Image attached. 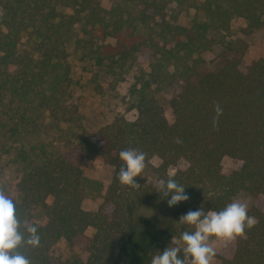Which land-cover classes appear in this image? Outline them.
Segmentation results:
<instances>
[{
	"label": "trees",
	"instance_id": "16d2710c",
	"mask_svg": "<svg viewBox=\"0 0 264 264\" xmlns=\"http://www.w3.org/2000/svg\"><path fill=\"white\" fill-rule=\"evenodd\" d=\"M187 8L195 14L180 23ZM235 17L246 21L247 32L264 29V0H0V159L9 157L18 172L10 197L19 218L38 227L40 245L21 248L32 264H115L120 258L150 264L190 227L179 222L189 210L220 211L242 191L264 195V58L246 70L237 57L201 70L218 40L231 51L244 50L240 40L220 36ZM142 53L150 56L147 67ZM72 59L115 81L136 68L128 88L136 118L119 114L92 136L84 133L71 99ZM168 88L173 122L158 96ZM216 103L223 109L218 129ZM129 148L147 157L135 189L119 182V153ZM93 154L114 170L98 209L87 210L80 159ZM226 155L233 166L222 163ZM153 157L161 160L157 166ZM170 176L190 197L172 207L161 185ZM135 201L167 214L145 259L136 249L125 251ZM37 208L44 223L34 217ZM248 214L257 219L255 227L229 241L216 255L218 264H264V209L252 206ZM60 241L65 258L57 253Z\"/></svg>",
	"mask_w": 264,
	"mask_h": 264
},
{
	"label": "rangeland",
	"instance_id": "374dc122",
	"mask_svg": "<svg viewBox=\"0 0 264 264\" xmlns=\"http://www.w3.org/2000/svg\"><path fill=\"white\" fill-rule=\"evenodd\" d=\"M100 1L103 5H110L114 0ZM194 14V8L183 9L179 13L178 21L188 24ZM220 36L225 40H240L245 45L244 50L242 52L231 51L225 48L220 40H218L212 49L205 52L206 62L201 68L202 71L217 70L226 60L232 57H237L239 59V68L246 70L253 61L264 58V29H253L247 32L246 21L235 17L232 19L230 30L221 32ZM108 41L112 42L114 38H109ZM140 59L142 64L147 67L150 56L147 53H142ZM85 65L81 61L72 59L73 95L71 99L78 104L82 115L84 133L92 136L101 126L111 122L119 114H123L128 119L136 118V110L130 108L128 98V88L133 81L136 68H132L125 73L123 79L115 81L103 69ZM171 95L172 90L169 88L161 90L158 94L163 104L164 114L169 122H173L174 120L173 109L169 102ZM160 161L158 157H153L152 159L155 166ZM80 163L84 173V185L87 190L83 200V207L87 210H96L103 200L107 186L111 183L114 166L107 163L99 154H93L91 157L83 156L80 159ZM222 163L225 166H233L232 159L227 155L222 158ZM0 164V184L5 187L9 196L15 195V184L18 179L15 163L9 160V157L4 156L3 159H0ZM149 178L151 181L153 180V177ZM235 198L245 202L248 205V209L252 206L264 209V195L256 199L249 193L242 191ZM33 212L37 221L41 223L46 221V215L40 208L35 209ZM164 214L167 215L165 212L154 211L145 207L137 201L131 205L130 236L125 247L126 253L136 249L143 259L148 256L156 242L157 235L155 236V233L161 232L167 224ZM193 230V228L191 230V227L180 229L179 234L173 236L176 238L175 244H170V246L183 248V242L180 240L181 233ZM93 232V228L87 229L88 235H92ZM173 237L170 243H172ZM228 242L214 240L213 245L217 253L222 252ZM58 245V255L65 258L68 255L67 250H65V242L60 241ZM74 249L75 252L79 251L77 247ZM218 263L219 260L215 257L214 264ZM115 264H124L123 258L117 260Z\"/></svg>",
	"mask_w": 264,
	"mask_h": 264
},
{
	"label": "clouds",
	"instance_id": "9594fccd",
	"mask_svg": "<svg viewBox=\"0 0 264 264\" xmlns=\"http://www.w3.org/2000/svg\"><path fill=\"white\" fill-rule=\"evenodd\" d=\"M215 113L213 127L218 129L219 118L223 115L219 103L215 105ZM119 156L124 162L119 170V182L133 189L137 188L139 184L136 178L142 176L146 167V153L129 148L122 150ZM161 185L165 188V194L171 197L167 201L170 207L190 199L185 187L178 184L172 176L166 184L161 181ZM179 222L194 229L181 233L183 248L169 246L162 252L153 254L150 264H214L217 250L213 241H234L243 237L246 230L255 227L257 219L248 214V205L245 202L234 198L220 211L205 212L203 208L189 210L180 217ZM175 241L176 238L173 237L171 244H175ZM39 245L38 227L27 220L21 221L17 214V203L0 184V264H32L21 248H35Z\"/></svg>",
	"mask_w": 264,
	"mask_h": 264
},
{
	"label": "crops",
	"instance_id": "0c3cea01",
	"mask_svg": "<svg viewBox=\"0 0 264 264\" xmlns=\"http://www.w3.org/2000/svg\"><path fill=\"white\" fill-rule=\"evenodd\" d=\"M93 210H95V209H93Z\"/></svg>",
	"mask_w": 264,
	"mask_h": 264
}]
</instances>
